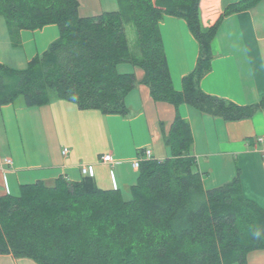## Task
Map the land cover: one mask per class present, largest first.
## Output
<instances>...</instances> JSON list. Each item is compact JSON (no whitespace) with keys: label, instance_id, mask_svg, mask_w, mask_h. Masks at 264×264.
<instances>
[{"label":"trees","instance_id":"1","mask_svg":"<svg viewBox=\"0 0 264 264\" xmlns=\"http://www.w3.org/2000/svg\"><path fill=\"white\" fill-rule=\"evenodd\" d=\"M260 0L225 7L209 27L202 25L200 0H116L118 9L79 15L78 0H0V17L12 44L20 31L56 25L59 36L25 69L0 64V105L23 98L27 107L53 99L80 110L125 116V100L143 84L155 102L184 104L204 116L235 122L264 111V96L237 105L202 91L210 71L211 42L225 16L253 8ZM164 16L186 22L198 44L194 69L173 88L159 23ZM132 24L138 54L125 25ZM128 64L143 70L121 73ZM170 155L140 163L129 199L119 190L99 189L91 177H59L51 184L22 185L0 197V256L36 264H246L264 250V209L245 199L240 172L228 183L204 189L192 156L193 137L177 114L164 136ZM259 231V238L253 235Z\"/></svg>","mask_w":264,"mask_h":264},{"label":"crops","instance_id":"2","mask_svg":"<svg viewBox=\"0 0 264 264\" xmlns=\"http://www.w3.org/2000/svg\"><path fill=\"white\" fill-rule=\"evenodd\" d=\"M236 1L200 0L202 25L214 24L225 7ZM78 2L83 17L118 9L116 0ZM159 30L173 88L181 91L182 78L196 65L198 44L182 19L164 16ZM58 36L56 25H46L20 31L19 42L14 45L0 17V64L25 69ZM211 51L210 71L200 82L203 92L237 105L255 103L263 97L264 0L249 10L225 16L211 42ZM119 67L121 73H134L137 82L144 77L138 67ZM125 103V116L80 110L58 99L41 107H27L21 97L0 105V197L17 195L20 186L37 181L51 184L63 177L78 182L86 176L99 189L119 190L123 197H130L129 188L139 174L132 163L144 161L146 149L154 160L170 155L164 136L178 114L192 133V156L204 189L228 183L238 169L243 197L264 209V111L250 119L227 122L201 115L184 104L176 109L155 102L148 87L139 83ZM64 149L66 154L62 153ZM105 155L111 156L110 162L102 160ZM6 159L11 163L6 164ZM82 168H86V174ZM0 264H18V259L2 255ZM246 264H264V250L250 252Z\"/></svg>","mask_w":264,"mask_h":264},{"label":"rangeland","instance_id":"3","mask_svg":"<svg viewBox=\"0 0 264 264\" xmlns=\"http://www.w3.org/2000/svg\"><path fill=\"white\" fill-rule=\"evenodd\" d=\"M83 10L88 11L89 9L84 8ZM125 33H126V36L128 38L132 53L138 54V40H137V34L135 32L134 26L132 24L125 25ZM119 70H122V69H119ZM124 198L127 200V199H129V196L125 195ZM19 260H22V261H19ZM7 263H9V262H7ZM18 264H36V263L30 259H27V258H20V259H18Z\"/></svg>","mask_w":264,"mask_h":264},{"label":"built area","instance_id":"4","mask_svg":"<svg viewBox=\"0 0 264 264\" xmlns=\"http://www.w3.org/2000/svg\"><path fill=\"white\" fill-rule=\"evenodd\" d=\"M260 141H262V139H260ZM67 152H68L67 149H64L62 153H63V154H66ZM143 155H144V157H145V160H151V159H152L151 151L148 150V149H146V150L143 151ZM102 160H103L104 162H110V161H111V156H110V155H105V156L102 157ZM4 161H5L6 164H10V163H11V161L8 160V159H6V160H4ZM141 162H142V160L137 159V160H135V161L132 163V166H133L134 168H136V169H139V166H140V163H141ZM86 172H87L86 168H82V173H83V174H86Z\"/></svg>","mask_w":264,"mask_h":264},{"label":"clouds","instance_id":"5","mask_svg":"<svg viewBox=\"0 0 264 264\" xmlns=\"http://www.w3.org/2000/svg\"><path fill=\"white\" fill-rule=\"evenodd\" d=\"M253 235L257 238H259L261 236V233L259 231H256L253 233Z\"/></svg>","mask_w":264,"mask_h":264}]
</instances>
